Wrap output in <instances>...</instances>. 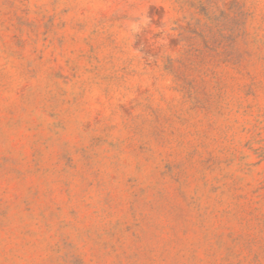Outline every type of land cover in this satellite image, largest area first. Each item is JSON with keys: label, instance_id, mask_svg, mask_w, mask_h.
I'll return each instance as SVG.
<instances>
[{"label": "rangeland", "instance_id": "obj_1", "mask_svg": "<svg viewBox=\"0 0 264 264\" xmlns=\"http://www.w3.org/2000/svg\"><path fill=\"white\" fill-rule=\"evenodd\" d=\"M0 264H264V0H0Z\"/></svg>", "mask_w": 264, "mask_h": 264}]
</instances>
